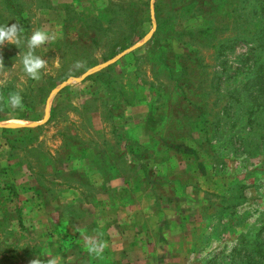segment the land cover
I'll list each match as a JSON object with an SVG mask.
<instances>
[{
    "label": "rangeland",
    "instance_id": "obj_1",
    "mask_svg": "<svg viewBox=\"0 0 264 264\" xmlns=\"http://www.w3.org/2000/svg\"><path fill=\"white\" fill-rule=\"evenodd\" d=\"M14 1L0 0V25L22 29L0 45V183L20 193L0 190V264H107L89 242L137 200L158 217L176 205L167 238L144 231L176 257L121 263L264 264V0ZM36 30L54 37L39 80L21 62Z\"/></svg>",
    "mask_w": 264,
    "mask_h": 264
},
{
    "label": "crops",
    "instance_id": "obj_2",
    "mask_svg": "<svg viewBox=\"0 0 264 264\" xmlns=\"http://www.w3.org/2000/svg\"><path fill=\"white\" fill-rule=\"evenodd\" d=\"M125 160L128 162L129 159L126 158ZM115 166H117V163H115ZM97 173L99 175L97 177L98 182L104 184V177L100 172ZM172 193L176 195V185L172 187ZM162 203H166L168 207H166V213L163 212V216L161 215L160 217L157 216L156 212H151L152 209L154 210V203L146 205L145 203L143 204V201L137 200L135 202H128L122 206L121 210L124 211V216L119 215L117 219L115 215L112 218L104 219L102 226H99L100 233L94 237L100 239L99 244H103L102 251L97 253L105 256L107 264H116L117 262L128 264L129 260L121 263L124 260L123 257L131 260V258H135L137 253L140 254L139 258L145 259V261L147 258L164 259L166 256L169 258L176 257V249L173 248L174 244L172 241H166L165 243L168 244L169 249H166L164 252L159 251L160 253L156 252L158 251L156 249L153 250V248L146 250L144 246L146 244L144 241V231L147 229H149V234L154 233V236H157V233H161L159 236L166 238L169 236L170 230L176 229V205L172 204L170 200L163 201ZM170 210L173 214L169 213ZM113 211L116 212V209L114 208ZM163 239L162 237L157 242L163 241ZM136 249L141 250V252ZM4 254H6V258L12 260V264H19L22 258L31 256L30 252L19 255L14 251H7L2 253V255ZM26 255L28 256L26 257ZM47 255L49 256V254ZM82 256L87 259L85 254H82Z\"/></svg>",
    "mask_w": 264,
    "mask_h": 264
},
{
    "label": "clouds",
    "instance_id": "obj_3",
    "mask_svg": "<svg viewBox=\"0 0 264 264\" xmlns=\"http://www.w3.org/2000/svg\"><path fill=\"white\" fill-rule=\"evenodd\" d=\"M22 29L19 28L17 23L11 25H0V45L5 42L10 45H19L20 37L19 33ZM54 37L49 36L48 33L42 30L34 31L27 39V52L22 57L23 71L30 79L39 80L41 78L42 70L46 68L47 61L35 54V50L40 48L50 39ZM9 103L12 107H18L22 103V97L17 93L9 97ZM90 250L93 252H99L103 249V244H97L95 241H90ZM33 264H40L39 260L33 262ZM48 264H57V259L52 258Z\"/></svg>",
    "mask_w": 264,
    "mask_h": 264
},
{
    "label": "trees",
    "instance_id": "obj_4",
    "mask_svg": "<svg viewBox=\"0 0 264 264\" xmlns=\"http://www.w3.org/2000/svg\"><path fill=\"white\" fill-rule=\"evenodd\" d=\"M3 2L5 3V4H7L9 7H12V8H14V9H16V11H18L19 13L21 12L20 11V6H19V4L17 3V2H15L14 0H3ZM145 35V33H143V34H140V35H138L137 36V40H139V39H141V38H143V36ZM130 43H135V41H131ZM129 43V44H130ZM126 46H128V45H126ZM126 46H124V47H126ZM52 115H53V112L51 113V117H50V119L52 118ZM23 119H31V117H29V116H23L22 117ZM33 120V119H32ZM35 120H38V119H35ZM29 129H31V128H29ZM2 130H4V131H14V129H11V128H8V127H4ZM78 143V142H77ZM78 145V144H77ZM130 154L131 155H133L134 156V159H138V158H142V155L140 156V154H137L136 152H134V151H130ZM92 157H93V159L94 160H92V162L93 163H96L97 161H98V157L95 155V153H93L92 154ZM77 158H75V160H76ZM113 158H110V160H112ZM115 166H114V164L112 165V168H114ZM104 177V176H103ZM2 177H0V179H1ZM105 178V177H104ZM44 179H45V176H44ZM25 188V186H21V190H23ZM0 190H8L11 194H12V196L13 197H18L19 196V193H20V188H19V186L17 185V184H15V183H3V184H1L0 183ZM2 198H4V197H1L0 198V200L2 199ZM3 202H6V199H4V201ZM3 202L1 201V204L0 205H2L3 204ZM5 252H7V251H5ZM33 253H37V254H41V251L40 250H35ZM39 256H42V255H39ZM40 264H43V262H40Z\"/></svg>",
    "mask_w": 264,
    "mask_h": 264
}]
</instances>
